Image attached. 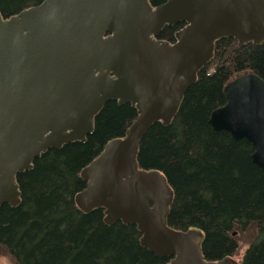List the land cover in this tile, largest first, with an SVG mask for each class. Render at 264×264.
Segmentation results:
<instances>
[{"label":"water","instance_id":"water-1","mask_svg":"<svg viewBox=\"0 0 264 264\" xmlns=\"http://www.w3.org/2000/svg\"><path fill=\"white\" fill-rule=\"evenodd\" d=\"M177 25L172 42L159 39ZM225 39L262 46L264 0H43L9 18L0 12V209L21 206L19 176L37 159L86 144L108 103L130 105L135 122L81 171L77 209L102 210L109 227H136L142 248L167 264H242L243 251L208 261L201 229H172L175 192L139 163L147 132L172 125ZM224 96L210 126L247 141L264 172V79L238 76Z\"/></svg>","mask_w":264,"mask_h":264},{"label":"trees","instance_id":"trees-1","mask_svg":"<svg viewBox=\"0 0 264 264\" xmlns=\"http://www.w3.org/2000/svg\"><path fill=\"white\" fill-rule=\"evenodd\" d=\"M167 0H151L160 5ZM43 0H0L9 18ZM174 28L162 39L172 38ZM264 79V44L217 43L212 63L198 75L170 127L154 125L140 144L139 163L158 170L175 192L169 226L206 234L208 261L234 256L237 234L255 235L242 264H264V172L253 162L254 149L225 131H214L211 114L226 105L224 88L238 76ZM137 119L130 105L108 103L86 144L50 150L19 176L22 204L0 209V248L14 264H167L140 245L136 227L107 226L103 211L81 213L75 196L86 184L81 171L112 139L122 137Z\"/></svg>","mask_w":264,"mask_h":264},{"label":"rangeland","instance_id":"rangeland-1","mask_svg":"<svg viewBox=\"0 0 264 264\" xmlns=\"http://www.w3.org/2000/svg\"><path fill=\"white\" fill-rule=\"evenodd\" d=\"M235 236L237 237L239 248L233 257H235L236 255H240L241 251H243L244 254L242 256L244 258L247 250L250 248L251 244L255 241V235L253 232H251L250 234H247V235L237 234ZM1 257H4L5 259H7V262L9 264H14L13 260L9 257L7 251L5 249L0 248V258Z\"/></svg>","mask_w":264,"mask_h":264},{"label":"flooded vegetation","instance_id":"flooded-vegetation-1","mask_svg":"<svg viewBox=\"0 0 264 264\" xmlns=\"http://www.w3.org/2000/svg\"><path fill=\"white\" fill-rule=\"evenodd\" d=\"M167 1H168V0H167ZM167 1H166V2H167ZM160 5H162V4H160ZM154 6H158V5H154ZM182 28H183V25H177L176 27H174L172 37H173L177 32H179ZM159 39H162V37L160 36ZM164 40H165V39H164ZM169 41L172 42V38H171V37H170Z\"/></svg>","mask_w":264,"mask_h":264}]
</instances>
